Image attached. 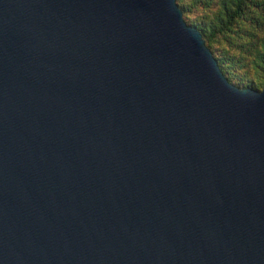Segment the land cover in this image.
I'll return each instance as SVG.
<instances>
[{
  "label": "water",
  "instance_id": "1",
  "mask_svg": "<svg viewBox=\"0 0 264 264\" xmlns=\"http://www.w3.org/2000/svg\"><path fill=\"white\" fill-rule=\"evenodd\" d=\"M0 264H264V86L176 0H0Z\"/></svg>",
  "mask_w": 264,
  "mask_h": 264
},
{
  "label": "trees",
  "instance_id": "2",
  "mask_svg": "<svg viewBox=\"0 0 264 264\" xmlns=\"http://www.w3.org/2000/svg\"><path fill=\"white\" fill-rule=\"evenodd\" d=\"M202 35L227 80L264 86V0H176Z\"/></svg>",
  "mask_w": 264,
  "mask_h": 264
}]
</instances>
